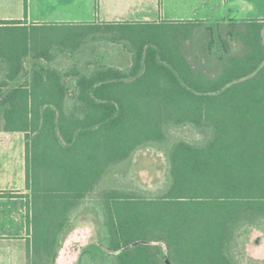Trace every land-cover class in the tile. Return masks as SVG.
<instances>
[{
    "label": "trees",
    "instance_id": "16d2710c",
    "mask_svg": "<svg viewBox=\"0 0 264 264\" xmlns=\"http://www.w3.org/2000/svg\"><path fill=\"white\" fill-rule=\"evenodd\" d=\"M197 23L81 24L94 29L93 44L121 43L130 66L103 65L74 43V65L49 71L43 111L34 104L30 120H1L28 131L25 264H55L83 210L94 213L98 242L76 264H264L240 242L264 225V22L233 23L237 49L211 38L213 67L192 63L181 35H144ZM186 126L201 138L176 137ZM148 147L167 160L156 192L121 181Z\"/></svg>",
    "mask_w": 264,
    "mask_h": 264
},
{
    "label": "crops",
    "instance_id": "0c3cea01",
    "mask_svg": "<svg viewBox=\"0 0 264 264\" xmlns=\"http://www.w3.org/2000/svg\"><path fill=\"white\" fill-rule=\"evenodd\" d=\"M56 1L68 7L73 6L70 10L71 19H61L55 21L56 23L160 25L188 22H264V0ZM43 20L34 19L30 23L23 17L0 20V30H10L6 36L0 35V213L12 215V219L7 222H0V242H17L11 238L14 235L8 233L15 215H24L23 228L27 232L25 242L30 241L27 223L30 190L26 185L25 166V136L28 131L4 129L5 122L1 120H30L33 117L34 104L39 106L38 112H42L44 107L41 89L49 84V71H60L63 76L64 70L70 69L75 63L72 57L76 51L73 49L74 44L39 43L34 40V36L40 32L26 30L36 28L34 25L41 26ZM115 47L111 42L98 47L94 45V49L88 54L103 55L101 63L106 66L120 69L130 66L131 52L122 45ZM76 48V52L81 54V49L78 46ZM119 52L126 55V61L118 56ZM38 87L39 95L38 92L34 93V89ZM45 100L47 101L46 95ZM46 107L45 104V109ZM240 242L243 243L246 256L255 261H264V225L242 234Z\"/></svg>",
    "mask_w": 264,
    "mask_h": 264
},
{
    "label": "rangeland",
    "instance_id": "374dc122",
    "mask_svg": "<svg viewBox=\"0 0 264 264\" xmlns=\"http://www.w3.org/2000/svg\"><path fill=\"white\" fill-rule=\"evenodd\" d=\"M72 7L60 4L56 0H0V20L23 17L30 23L34 19H44L41 26L26 29L40 32V34L34 36L36 42L59 45L81 42L83 44L79 46L80 49L89 53L94 49V45L97 47L100 45L93 44V41L89 40L94 29L77 23L55 22L61 19H71L70 10L73 9ZM233 23L228 21L210 24H186L184 28L177 25L168 26L167 28L155 27L150 31L145 30L144 35L153 38L167 36L166 33H170L173 36H175L174 34L181 35V49L184 53H189L187 56L190 61L194 63L195 58L198 57L201 58V62L206 66L213 67L211 62L206 60L208 58L206 49L209 42L210 44L212 42L210 41L211 38L216 42V46H219L221 41L230 42L234 49L240 46L228 32L234 29L240 30L239 25L236 27ZM208 27L213 28L212 32L207 30ZM0 31V35L4 34L6 36L7 31L10 30ZM120 33L127 34L130 33V30L120 31ZM118 45L121 46L122 44H114V47H118ZM119 53L122 55L119 54L118 56L122 57L123 61H126V55H123L124 53L122 52ZM173 132L176 137L184 139L195 140L201 138V135L196 130L187 126L177 128ZM166 168L167 160L163 151L157 147L144 148L135 153L133 163L128 173L121 177V181L131 182L137 188L148 192H156L164 186ZM13 217L14 222L9 225L10 231L8 233L14 235L11 238L17 242H0V264H25L27 246L25 239L27 232L23 228L24 215H15ZM10 219H12V215L0 213V222H7ZM14 224L15 227H13ZM91 242H98L97 222L92 211L83 210L74 218L71 229L64 236L55 264H76L81 248Z\"/></svg>",
    "mask_w": 264,
    "mask_h": 264
}]
</instances>
